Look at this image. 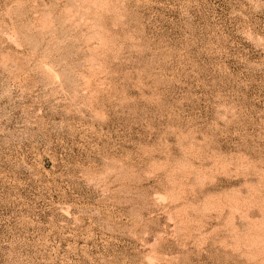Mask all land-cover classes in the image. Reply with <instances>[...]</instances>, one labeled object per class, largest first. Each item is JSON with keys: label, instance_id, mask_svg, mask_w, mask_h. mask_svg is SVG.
<instances>
[{"label": "rangeland", "instance_id": "obj_1", "mask_svg": "<svg viewBox=\"0 0 264 264\" xmlns=\"http://www.w3.org/2000/svg\"><path fill=\"white\" fill-rule=\"evenodd\" d=\"M0 264H264V0H0Z\"/></svg>", "mask_w": 264, "mask_h": 264}]
</instances>
